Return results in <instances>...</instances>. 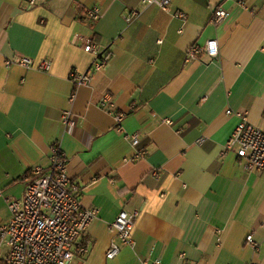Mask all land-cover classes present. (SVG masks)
Segmentation results:
<instances>
[{
	"label": "crops",
	"instance_id": "1",
	"mask_svg": "<svg viewBox=\"0 0 264 264\" xmlns=\"http://www.w3.org/2000/svg\"><path fill=\"white\" fill-rule=\"evenodd\" d=\"M218 7L228 16L214 26ZM93 8L101 11L94 22L85 16ZM132 10L142 14L128 25ZM170 10L187 22L143 0H39L33 8L0 0V225L10 219L7 201L23 197L30 170L48 167L61 141L83 206L98 209L75 264H264V174L225 151L240 122L228 110L247 112L264 131V0H172ZM210 39L219 56L186 63L188 49ZM87 41L107 47L109 59L71 104L70 74L94 60ZM21 57L34 68L6 65ZM44 59L48 72L38 69ZM107 94L125 113L121 131L100 108ZM69 109L78 120L72 135L61 120ZM128 135H138L143 159L130 161L137 149ZM122 211L138 213L134 247L111 227ZM112 243L121 251L108 259Z\"/></svg>",
	"mask_w": 264,
	"mask_h": 264
},
{
	"label": "built area",
	"instance_id": "2",
	"mask_svg": "<svg viewBox=\"0 0 264 264\" xmlns=\"http://www.w3.org/2000/svg\"><path fill=\"white\" fill-rule=\"evenodd\" d=\"M39 0H28L30 8L36 7ZM146 7L156 6L170 13L174 19L185 24L187 15L183 12L172 13V0H143ZM142 14L140 10H132L124 15L128 25L136 22ZM85 16L94 22L100 19L101 11L93 8L86 11ZM228 12L218 7L213 9L210 22L214 26L222 24ZM183 32V29H180ZM87 53L94 55L89 69L84 73L72 72L70 79L75 85V92L70 102L74 103L76 92L81 87L92 84L93 75L102 70L109 59V49L96 42L87 41L83 45ZM206 53L211 58L219 56V44L216 39H210L205 46L192 45L186 53V63H192ZM17 64L26 69L34 68V60L21 57L17 62L6 60V65ZM52 62L44 59L38 65L40 71L48 72ZM100 108L113 115L118 129L122 130V120L125 113H116V106L109 94L100 101ZM227 114H235L240 122L231 135L225 151H235L240 160L246 162V170L264 174V131L249 121L245 111L231 110ZM62 124L66 134H74L78 127L77 116L71 109L62 113ZM171 124V121H168ZM132 146L137 149L136 155L130 161H139L146 154V148L140 146L138 135L127 136ZM203 143L204 140L199 141ZM49 166L33 167L27 176V185L22 198L7 201L10 211L8 222L0 225V264H73L75 259L83 257L87 248L81 243L82 235L97 219L98 209L85 208L81 202L80 186L72 180L68 171V159L62 149L61 141H56L51 147ZM158 178V173H154ZM138 213L122 211L111 227L117 232L122 245L135 246L132 230ZM247 243L255 251L258 244L253 235L247 237ZM121 251L117 243H112L107 252L108 259H114ZM144 264H147L146 262ZM153 264H160L154 262ZM184 264H192L185 262Z\"/></svg>",
	"mask_w": 264,
	"mask_h": 264
},
{
	"label": "rangeland",
	"instance_id": "3",
	"mask_svg": "<svg viewBox=\"0 0 264 264\" xmlns=\"http://www.w3.org/2000/svg\"><path fill=\"white\" fill-rule=\"evenodd\" d=\"M73 264H75V262Z\"/></svg>",
	"mask_w": 264,
	"mask_h": 264
}]
</instances>
